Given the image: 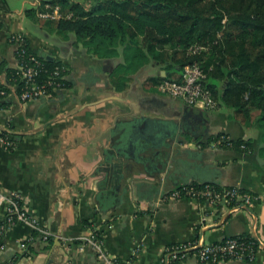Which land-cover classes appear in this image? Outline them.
Here are the masks:
<instances>
[{"label":"crops","instance_id":"0c3cea01","mask_svg":"<svg viewBox=\"0 0 264 264\" xmlns=\"http://www.w3.org/2000/svg\"><path fill=\"white\" fill-rule=\"evenodd\" d=\"M32 1L22 0L14 15L3 12L9 0H0V60L17 64L8 37L21 33L33 50L62 60L70 83L49 96L22 100L12 92L2 99L0 132H14L16 144L0 141V189L19 192L32 220L5 224L9 201L0 197V264H107L85 240L94 230L114 264H264L262 130L233 107H198L161 92L152 76L169 69L155 60L116 88L114 65L73 34L27 15ZM23 14L39 27L25 24ZM215 134L250 144L220 145ZM207 180L257 197L214 204L170 195L182 182ZM35 227L47 237L20 255ZM242 232L259 244L252 258L211 263L195 250L179 257L175 248L194 237L210 243Z\"/></svg>","mask_w":264,"mask_h":264},{"label":"trees","instance_id":"16d2710c","mask_svg":"<svg viewBox=\"0 0 264 264\" xmlns=\"http://www.w3.org/2000/svg\"><path fill=\"white\" fill-rule=\"evenodd\" d=\"M48 1L58 2L62 14L58 18H46L45 23L64 36L73 34L76 44L81 42L89 52L113 64L111 74L117 81L116 88L124 87L127 75L147 62L155 60L169 69L166 75L152 76L158 82L180 72L186 63L201 62L206 71L204 83L218 102L233 107L245 123L260 128L264 140V0H86V6L79 0ZM62 8L72 14L66 16ZM36 9L37 6L31 5L25 12L36 18L39 17ZM23 41L22 53L34 52L41 60L35 77L38 82H47L55 67L60 68L57 77L61 86L54 89L48 86L50 95L69 85L62 60L33 50L26 38ZM194 44L205 49L190 51ZM0 73L4 85L17 80V68L6 58L0 60ZM21 84L18 83L17 91ZM5 104L6 101L0 100V107ZM1 134L12 141L10 147L16 144L14 132L4 128ZM225 141L221 140L220 145ZM242 142L245 146L250 144L242 138L231 144L240 146ZM202 182L217 188L225 186L215 180ZM238 190L245 189L238 187ZM18 201L20 204V198ZM236 202L232 199L229 203ZM6 217L7 214L3 217L5 224ZM93 235L99 237V232L94 230ZM237 235L249 241L255 250L258 248L251 233ZM42 236L39 228H33L20 255L32 252L34 241Z\"/></svg>","mask_w":264,"mask_h":264},{"label":"built area","instance_id":"2783aa9c","mask_svg":"<svg viewBox=\"0 0 264 264\" xmlns=\"http://www.w3.org/2000/svg\"><path fill=\"white\" fill-rule=\"evenodd\" d=\"M32 5L41 7L36 9V14L42 18H58L61 16V11L58 4H51L44 0H33ZM68 16V15H67ZM25 36L21 33H10L9 42L13 45V54L17 60V64L14 65L17 68L18 76L17 80L12 83H6L4 85V76L0 77V81L3 85H0V100L4 99L8 94L15 93L20 99L25 100L29 98L49 96L50 89L48 86H52L54 89L61 86V81L57 77L60 73L58 66L53 70V74L47 80V82H38L36 80V74L42 65L40 58L36 53L23 54V44ZM205 49V46L201 44H194L189 47L190 51H200ZM17 50V56L15 51ZM18 54L20 57H18ZM206 77V71L201 62L195 61L192 63H186L180 71L179 78L164 77L158 83V89L172 96H179L183 98L187 103L204 108H210L218 105V100L214 96L211 88L204 83ZM22 82L19 91L16 90L18 83ZM218 140H226L227 144L232 143V139L222 134ZM0 141L5 147H10L12 141L5 135H0ZM243 145V144H242ZM170 195L173 196H193L203 197L210 203H217L219 201L229 203L232 199L242 198L244 202H248L256 195H252L247 191H239L236 185H225L221 188H217L209 182L202 181H186L175 187ZM0 197H5L9 201V208L7 212L8 221H30L32 220L30 215L19 204V192L15 190L3 191L0 189ZM43 236L47 237L48 231L40 228ZM85 240L95 248L97 255L103 259L107 264H114L113 260L106 253L103 247V241L99 237H95L93 234L85 237ZM25 241L21 242V246H25ZM175 248L179 249L178 256L185 257L189 251L195 250L198 258L202 261L211 263H217L223 259L229 257L245 256L252 258L256 252L249 241H245L240 238L239 235H230L222 240L205 243L202 237H194L192 240L178 244Z\"/></svg>","mask_w":264,"mask_h":264},{"label":"rangeland","instance_id":"374dc122","mask_svg":"<svg viewBox=\"0 0 264 264\" xmlns=\"http://www.w3.org/2000/svg\"><path fill=\"white\" fill-rule=\"evenodd\" d=\"M44 1H48V0H44ZM79 1H82L83 3H84V6H86V0H79ZM21 2H22V0H9V9L8 10H3V12L5 13V12H8L9 14L10 13H13L14 15H17L16 13H17V11L16 10H18V8H20L22 5H21ZM49 2V1H48ZM51 3V2H50ZM51 4H53V3H51ZM55 4H58L59 5V8H60V4L58 3V2H56ZM29 5V3L28 2H26V6H28ZM39 6L40 5H38V7L37 8H39ZM63 10H65L64 12L65 13H63V14H65L66 16L68 15V16H70L72 13H71V11H66L67 9H65V8H62ZM22 15V14H21ZM20 15V16H21ZM45 19V18H44ZM23 22L25 23V24H29L30 26L31 25H33V26H37V27H39V24H36L33 20H30L29 18H27L24 14H23ZM38 23V22H37ZM262 137H263V133H262ZM262 156L264 157V151H262Z\"/></svg>","mask_w":264,"mask_h":264},{"label":"water","instance_id":"95a60500","mask_svg":"<svg viewBox=\"0 0 264 264\" xmlns=\"http://www.w3.org/2000/svg\"><path fill=\"white\" fill-rule=\"evenodd\" d=\"M245 206H247V205H245ZM174 264H178V262L176 261Z\"/></svg>","mask_w":264,"mask_h":264}]
</instances>
